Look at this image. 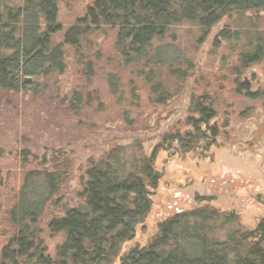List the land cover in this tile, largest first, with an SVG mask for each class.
I'll return each instance as SVG.
<instances>
[{
    "label": "trees",
    "instance_id": "trees-1",
    "mask_svg": "<svg viewBox=\"0 0 264 264\" xmlns=\"http://www.w3.org/2000/svg\"><path fill=\"white\" fill-rule=\"evenodd\" d=\"M60 1L0 0V107L6 94L61 74L63 45L77 50L85 38L105 31H116L114 58L107 64L113 70L107 75L112 93H117L119 76L127 77L134 99L145 92L152 106H166L184 92L194 65L169 44L154 49L155 41L164 43L175 27L189 25L197 29L200 45L232 17L245 18L244 31L224 29L217 35L216 42L228 43L233 61L224 63L227 68L222 66L220 73L195 81L186 119L161 136L150 156L135 143L130 158L121 147L89 158L78 204L61 208L47 223L72 165L60 164L51 153L44 170L29 171L19 191L0 205V264H264V219L248 231L238 214L209 204L168 218L144 247L137 245L121 256L151 214L162 177L155 168L159 153H207L222 136L226 126L220 125V115L232 101L264 103V90L254 91L245 80L264 61V32L258 20H251L264 13V0H93L57 46ZM236 45L242 49L235 53ZM89 54L96 61L102 58L100 52ZM88 59L84 66L91 73L94 61ZM26 78L35 80L26 83ZM85 103H91L90 96L84 102L74 92L71 115L78 117ZM46 233L62 238L53 252L44 241Z\"/></svg>",
    "mask_w": 264,
    "mask_h": 264
},
{
    "label": "rangeland",
    "instance_id": "rangeland-1",
    "mask_svg": "<svg viewBox=\"0 0 264 264\" xmlns=\"http://www.w3.org/2000/svg\"><path fill=\"white\" fill-rule=\"evenodd\" d=\"M92 1L59 2L57 22L61 32L54 38L57 46L63 45L65 34L84 17ZM244 19H224L200 45L197 29L189 25L175 27L164 43H153L154 49L169 44L175 54L185 56L194 65L193 77L184 92L161 107L152 106L145 92L137 94L138 100L134 99L127 77L120 79L119 76L117 93H112L107 75L113 70L107 64L114 58L116 31L85 38L77 50L63 45L66 62L61 74L37 80L35 86L32 84L19 93L2 97L0 205H5L19 191L29 171L40 172L46 168L51 153H56L54 158L59 159L60 164L67 161L72 166L55 200L59 205L48 212L46 223L61 208L78 204L89 158L98 159L113 147H121L131 155L135 143H140L143 153L150 156L161 136L186 119L195 81L200 76L220 73L222 66L224 69L230 66L228 63L234 58L229 45L226 41L216 42L217 35L224 29L244 31L241 28ZM251 20H258V27L264 32V13ZM240 49L242 47L236 45L235 53ZM89 51L100 52L102 58L96 61ZM89 57L94 61L91 73H87L84 66ZM34 80L31 78L26 83ZM245 80L252 83L254 91L264 90V61L251 68ZM74 92H80L84 102L91 98L89 105L83 104L78 117H73L69 111ZM247 108L249 112L244 111ZM220 125L226 126L222 136L207 153L176 156L159 153L155 168L162 177L152 196L151 214L137 228L134 241L123 247L121 256L137 245L144 247L163 221L200 205L235 212L248 231L254 230L264 219V103L232 101L222 111ZM44 241L49 252H53L62 238L46 233ZM115 264H119V260Z\"/></svg>",
    "mask_w": 264,
    "mask_h": 264
},
{
    "label": "water",
    "instance_id": "water-1",
    "mask_svg": "<svg viewBox=\"0 0 264 264\" xmlns=\"http://www.w3.org/2000/svg\"><path fill=\"white\" fill-rule=\"evenodd\" d=\"M31 81V78H26L25 79V82H30Z\"/></svg>",
    "mask_w": 264,
    "mask_h": 264
}]
</instances>
